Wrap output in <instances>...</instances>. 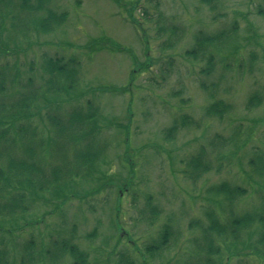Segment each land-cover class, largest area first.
I'll return each mask as SVG.
<instances>
[{
    "label": "rangeland",
    "instance_id": "obj_1",
    "mask_svg": "<svg viewBox=\"0 0 264 264\" xmlns=\"http://www.w3.org/2000/svg\"><path fill=\"white\" fill-rule=\"evenodd\" d=\"M51 2L57 13L68 14L65 25L41 35L33 24L26 25L22 37L6 23L0 30V69H13L22 86L32 77L38 88L46 56L78 57L79 91L61 95L60 103L68 112L94 100L101 107L102 140L108 149L98 183L78 189L85 198L62 204L63 199L46 193L44 200L29 201L33 210L19 222L23 232L0 233V248L8 250L10 261L20 253V263L29 241L38 255L53 250L52 243L60 237H73V243L89 253L90 264H115L126 252L137 264L198 263L201 229L209 224L205 213L212 208L224 215L222 208L227 209L210 194L211 188L228 182L247 190L232 207L236 214L264 210V179L253 174L250 164L264 155V16L258 14L264 0H220L214 13L200 0ZM130 17L140 23L138 32ZM234 22L235 42L217 54L215 72L203 75L205 62L186 56L196 35L231 30ZM159 26L165 29L161 35ZM107 38L109 44L134 51L139 72L129 55L100 51ZM103 88L126 91L105 93ZM257 93L262 104L248 108ZM215 100L232 107L223 120L205 115ZM183 115L195 119L198 127L181 129L169 139V128ZM42 125L37 121L46 133ZM214 140L216 148L210 145ZM202 147L214 169L195 174L190 160ZM101 184V192H94ZM165 226L172 231L169 246L152 258L146 249L157 243ZM241 235L247 243L248 233ZM253 235L254 243L258 235ZM215 242L221 249L217 264H264L250 248L240 246L243 255L235 257L228 250L230 240L215 237ZM61 263L72 264L69 258Z\"/></svg>",
    "mask_w": 264,
    "mask_h": 264
},
{
    "label": "trees",
    "instance_id": "obj_2",
    "mask_svg": "<svg viewBox=\"0 0 264 264\" xmlns=\"http://www.w3.org/2000/svg\"><path fill=\"white\" fill-rule=\"evenodd\" d=\"M37 1V4H33L31 0H0V30L3 31L7 23L22 36L21 32L26 34L24 31L26 25L33 24L35 33L41 35L51 34L65 25L68 19L66 12L57 13L50 8L51 0ZM200 1L214 13L218 9L220 0ZM258 14L264 16V10H259ZM130 21L137 31L139 29L137 25L140 26V23L132 17ZM172 29L177 30L174 27ZM164 31V27H158L159 35ZM237 31L238 26L234 22L231 30L214 34L200 32L195 37L193 48L186 53V56L194 62H205L201 73L210 76L215 72L217 54L226 45H233ZM109 40L107 38L106 42L102 43L100 51H115L129 55L135 65L134 69L139 72L140 67H137L138 61L134 51L127 50L114 42L109 44ZM148 52L149 48H147V56ZM81 71L82 62L78 57L48 58L46 56L43 60L42 74L39 76L43 84L35 88L32 77H29L28 85L22 86L17 81L18 76L12 75L13 69L8 70L7 67L0 69V233L13 236L14 233L23 232L24 226H20L19 222L33 210V205L29 201L44 200L45 194L50 193L56 199H63L62 204H66L73 199L85 198V195L81 196L78 192L82 184L98 183V176L103 173L100 165L106 158L108 149L105 139L102 140L101 107L94 100H88L85 103L86 106L79 105L66 112L60 103L61 95L66 94L68 97L70 92L77 91L80 87ZM202 86L209 91L204 84ZM102 90L105 93L126 91L122 88H103ZM81 96L83 97L84 94L82 93ZM261 104L262 97L260 93H257L249 101L248 108ZM231 108V105L225 101L215 100L206 108L205 115L207 118L223 120ZM37 121L41 125L43 123L42 127L46 133L39 130ZM197 127L198 123L195 119L183 115L169 128L166 136H170L168 138L171 139L173 134L181 129ZM219 139L217 138L222 145ZM224 141L228 140H223L225 144L227 142ZM231 141L233 140L228 142ZM215 142L214 140L210 145L216 148ZM102 145L105 146L104 149ZM250 164L253 166V174L264 179V155H258L257 159H252ZM190 169L195 174L210 173L214 169L205 147H202L190 160ZM102 185L104 184H101L94 192L100 193ZM246 191L228 182L211 188L210 194L218 199V204H222L227 209L222 208L224 215H218L210 208L205 213L209 223L205 228L201 229L199 227L201 224L196 221L198 225L196 227L202 230L203 236L199 245L201 257L195 264H217L216 258L220 255L221 249L215 244V237L230 240L228 250H231L232 256L243 255L241 248L239 249L243 246L250 248L252 255L264 260V210L243 214H236L232 210L234 203L246 196ZM170 229L168 226L163 227L157 243L147 247L146 250L152 258L161 256L168 248L172 233ZM242 233H248V236L250 233H257L258 239L253 243L254 235L251 234L247 243H244ZM73 242V237L71 239L60 237V240L52 243L53 250L47 248L45 254L41 250L38 251V255L50 264H60L67 258L72 264H90L89 253ZM25 244L20 263L17 256L20 253L12 256L10 261L8 250L0 248V264H41L34 243L29 241ZM115 264H137V262L133 254L126 252L119 254Z\"/></svg>",
    "mask_w": 264,
    "mask_h": 264
}]
</instances>
